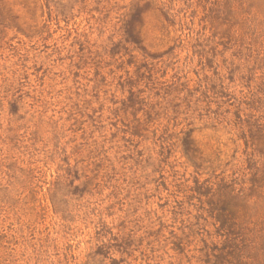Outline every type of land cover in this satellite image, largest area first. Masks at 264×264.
I'll return each instance as SVG.
<instances>
[{"label":"rangeland","instance_id":"374dc122","mask_svg":"<svg viewBox=\"0 0 264 264\" xmlns=\"http://www.w3.org/2000/svg\"><path fill=\"white\" fill-rule=\"evenodd\" d=\"M0 264H264V0H0Z\"/></svg>","mask_w":264,"mask_h":264}]
</instances>
